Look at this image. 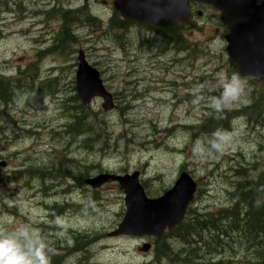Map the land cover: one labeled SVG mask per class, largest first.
<instances>
[{"label": "rangeland", "instance_id": "obj_1", "mask_svg": "<svg viewBox=\"0 0 264 264\" xmlns=\"http://www.w3.org/2000/svg\"><path fill=\"white\" fill-rule=\"evenodd\" d=\"M83 3L89 4L91 13L102 23L95 27L81 25L86 12L82 13L79 23L73 22L72 18V33L77 36V42L67 46L69 38L65 32L62 36V17L56 18L61 9L77 11ZM52 8H56L57 13H48ZM43 9L47 16L34 15ZM197 9L203 15L196 16L194 29L188 27L179 31L191 48L190 52L183 53L174 49L163 52L161 34L165 33L138 26L119 29L118 18L114 27L109 26L114 13L112 0H0V75L16 78L11 79L12 90L7 92L8 103L12 100L11 104L3 107L0 102V157L11 156L10 166L0 169V235L18 228L36 230L53 249L51 256L62 257L60 263L88 264L80 257L66 259L64 251L58 250L59 247L72 246L74 235L66 229L70 228L75 232L90 233V239L97 236L96 245L89 250L94 256L90 263H97L95 259H99L100 264L151 263L156 254V245L161 243H157L153 251L139 254L137 249L142 241L129 238L115 241L104 235L117 225L125 210L123 193L116 185L95 193L105 200L100 208L65 215L55 224L51 217L46 218L43 204H50L52 212L56 214V201L84 205L91 192L87 188V194L82 191L76 193L67 182L73 176L77 177L80 174L78 171L73 176L68 172L65 175L67 181L58 178L56 173H62L65 168L73 172L84 171L86 164L98 163L116 173L138 170L142 172L143 180H149V195L157 197L171 189L185 166V171L203 190L192 206L198 216L213 214L220 208L231 209L233 197L240 200L243 196L239 192L238 182H245L248 178L254 182L264 173V117L255 123L244 118L232 127L234 118L224 115L217 118L213 112L214 118L203 129L205 136H201L196 128L192 132L184 129V126L197 127L201 124L205 114H208L201 112L203 107H206L204 110L211 109L207 100L202 101V105H193L186 100V94L192 95V90L202 84L201 78L213 76L210 75L212 71L206 69V64H210V68L219 67L220 72L229 77L233 73L219 13L208 7L199 6ZM9 10L13 13L8 14L11 13ZM36 22L42 23L41 28L36 27ZM35 39L38 41L35 42ZM51 49L54 50L50 52ZM80 50L101 71L107 90L117 95L118 109L114 112L101 113L100 100L92 105V111L99 115L96 124L101 123L103 129L96 134L100 138L93 152L79 150L77 143L68 146L67 142H61L66 137L61 135L66 130L64 126L74 122L73 116L62 109V99L76 94L73 82ZM19 69H26L25 75L29 78L37 77L36 88L41 84L39 81L44 80L43 94L57 86L56 89L60 91L58 100L56 96H47L44 103H36L34 99L30 101L26 89L19 91L25 76H17ZM241 80L247 86L244 98L247 102L235 108L249 107L255 99L264 97V88L259 83L252 79ZM174 83L178 87H173ZM186 85L191 87L190 90ZM119 107L128 109L121 114ZM234 115L242 117L241 112ZM82 117L88 118L87 115ZM215 120L218 122L213 124ZM17 126L24 129L36 126L35 131L39 135L22 137L14 142L11 138ZM1 129L11 140L8 147ZM165 129L172 131L167 134ZM52 130L60 132L61 137L53 136ZM217 130L228 134L225 150L203 158L194 156V142L199 140L208 147V141ZM26 162L27 166L22 168L21 164ZM63 162L70 164L67 167ZM71 163H78L82 167ZM15 167L23 172L13 175ZM56 169L60 172H56ZM50 180H55V187H50ZM44 192H49L48 196ZM55 192L60 195L49 197ZM52 224L59 228L52 230ZM224 231L233 233L237 238L241 234L231 228ZM221 232L215 237L224 246L207 251L209 258L202 256L205 261L219 257L218 262L225 261V258L234 264H256L255 260L242 261L234 253L235 243ZM178 242V239H174L172 247H182L181 241ZM175 243L178 244L173 245Z\"/></svg>", "mask_w": 264, "mask_h": 264}, {"label": "water", "instance_id": "obj_2", "mask_svg": "<svg viewBox=\"0 0 264 264\" xmlns=\"http://www.w3.org/2000/svg\"><path fill=\"white\" fill-rule=\"evenodd\" d=\"M195 2L212 6L222 13L221 22L228 30L227 52L238 65L239 74L264 82V0H115L114 7L127 20L163 27L189 22L191 3ZM77 80L78 92L85 104L99 96L107 101L105 109L113 108L100 74L88 65L83 53ZM117 180L128 194L126 223L136 215L135 225L121 226L124 233L130 228V233L138 234L144 227L154 230L149 235L161 236L167 228L182 225L195 192L193 183L181 180L163 198L148 200L136 178Z\"/></svg>", "mask_w": 264, "mask_h": 264}, {"label": "trees", "instance_id": "obj_3", "mask_svg": "<svg viewBox=\"0 0 264 264\" xmlns=\"http://www.w3.org/2000/svg\"><path fill=\"white\" fill-rule=\"evenodd\" d=\"M59 17H62L63 20L62 36H63V32H66L67 37L69 38V42L66 45L70 46L71 45L70 43L75 42L74 36L71 34L72 25H73L71 23L79 22L80 20L77 18L76 13H73L71 11L60 12ZM72 18H74L73 22H71ZM88 21L89 20H87L86 22ZM115 22H116L115 20L112 21L111 25L114 26ZM127 24L130 23L121 21L119 27L125 28ZM176 43H178L181 48L183 41L180 38V40ZM5 87L6 86L2 85V90L0 89V95H1L0 99L4 101V104L8 103V97H9V95H7L8 90H6ZM262 101L264 102V98L262 99ZM259 106L260 104L257 105V107ZM213 118L214 116L211 115L208 122ZM81 120L82 118L79 119V117H76L74 119V122L68 127L69 135L72 133L78 136L77 133H80L79 131H81V127L79 126ZM217 122L218 120H215L212 123L215 124ZM207 124L208 123H206V125ZM90 130L91 129L89 128H85V133H88ZM259 180H261L260 183L256 184V186L258 187V192L256 191L257 193L252 192L251 188L247 189L241 186L238 188L239 192L243 194V196L240 197V203L237 204L235 207H233L231 210L227 211V213L224 214V212H220V213L205 215L206 216L205 218L208 219L206 220L207 222H202L199 216H195V217L191 216L189 220L184 224V226L177 229V231L180 233L179 235L182 238L181 239L182 247H179V245H177L176 247V251L182 253L183 258L181 260H179L178 253H175L174 248L171 246L168 249L162 248L163 250L160 252L155 262L159 263L161 259H165L167 263L169 261L172 262V263L169 262L170 264H197L194 263L193 260L196 259L198 260L199 256L202 255L203 251H205L206 249L210 250L211 247L209 246L211 242L212 245L219 242V239L215 237V234H217L221 230H224L225 228L227 229L232 228L236 230V232L241 233L242 227L246 225L247 227L250 228V231L248 232L249 239L251 241L256 240V242L258 243V250L256 251L257 252L256 260L258 264H264V201H263L264 179L263 177H261ZM208 221L211 222L217 221V226L213 224L212 226L204 227V224L208 223ZM190 234L191 237H187V235ZM204 235L208 237V239H206ZM194 237L195 238L198 237L200 239V244L203 245V247L198 248L199 246H196L197 248L195 249L194 253L184 254V250L187 248V245L190 248L196 245V242L192 241ZM203 238L206 240H204ZM56 260H58V258L50 257V264H54V263L56 264L57 262ZM178 260L179 262H176ZM216 264H223V263H216Z\"/></svg>", "mask_w": 264, "mask_h": 264}, {"label": "clouds", "instance_id": "obj_4", "mask_svg": "<svg viewBox=\"0 0 264 264\" xmlns=\"http://www.w3.org/2000/svg\"><path fill=\"white\" fill-rule=\"evenodd\" d=\"M246 84L233 74L227 76L224 72L217 73L214 82L197 85L193 90V105H199L207 100L208 107L221 118L226 110H232L240 103H246ZM218 93V95H211ZM227 133L217 130L205 147L197 140L193 145L194 156L203 158L213 152H223L226 148ZM53 249L41 238L36 230L18 228L11 233L0 235V264H50Z\"/></svg>", "mask_w": 264, "mask_h": 264}, {"label": "bare ground", "instance_id": "obj_5", "mask_svg": "<svg viewBox=\"0 0 264 264\" xmlns=\"http://www.w3.org/2000/svg\"><path fill=\"white\" fill-rule=\"evenodd\" d=\"M62 11H64L63 9H61L60 10V12H62ZM54 13H57L56 12V10L54 9ZM80 13L78 12V15H79ZM25 24V23H24ZM65 35L67 36V34H66V32H65ZM0 97H1V95H0ZM6 105H8V103H6V104H3V107H6ZM1 111V110H0ZM72 123H70L67 127H66V125L64 126L65 128H66V130L64 131V133L63 134H61V135H66V136H68L69 134H68V127L71 125ZM68 164H70V163H68ZM68 164H65V166H67L68 167ZM71 164H73V165H76V166H78V167H82L80 164H78V163H71ZM68 177V176H67ZM261 177H263V179H264V173L262 174V175H259V177H258V179H255L254 180V182L253 181H251L249 178L245 181V182H242V181H239L238 182V188L241 186V187H243V188H247V189H250L251 188V190H252V192H258V187L256 186V184L257 183H260V181L261 180H259ZM246 184H248V186L246 185ZM256 192V193H257ZM263 196H264V191H263ZM233 201H234V205H232L231 206V209L233 208V207H235L237 204H239L240 203V200L238 199V198H234L233 197ZM231 209H228V210H223V212H224V214L225 213H227V211H229V210H231ZM200 217V219H201V221L202 222H207L206 220H208V219H206L205 217L206 216H199ZM239 223H240V221H239ZM244 223H246V222H244ZM213 224H215L216 226H217V221H215V222H211V221H208V223H206V224H204V227H208V226H212ZM242 224V223H241ZM234 226V225H233ZM243 228V227H242ZM232 229V228H231ZM232 230H234V229H232ZM236 231V230H235ZM241 231H242V229H241ZM204 239V238H203ZM204 240H206V239H204ZM181 241V243H182V240L180 239L179 240V242ZM192 241H195L196 242V245H194V246H192L191 248L187 245V248L184 250V254H186V253H194L195 252V249L197 248L196 246H199L198 248H202L203 247V245H201L200 244V239L197 237V238H193V240ZM178 242V243H179ZM178 243H175V244H173V245H176V244H178ZM221 243V241L219 240V242L218 243H216V244H213L212 245V242L210 243V246L209 247H211V249H214V248H216V247H222V246H224V243L221 245L220 244ZM228 243H231V241H229ZM182 245V244H181ZM176 247H177V245L175 246V248H174V250H175V253H178V256H179V260H181L182 258H183V256H182V253L181 252H178V251H176ZM207 251H209V249H206L205 251H203V254L202 255H200L199 256V258H198V260L196 259V260H193V262L194 263H197V264H208V263H210V264H216V263H223V264H234V262L233 261H231V260H227V259H225L224 258V260L225 261H221V262H218L219 260H220V258L219 257H217V258H213V259H211V261H205L204 259H203V255H206L207 256ZM215 255L216 254H214L213 256L215 257ZM51 256V255H50ZM52 257V256H51ZM60 256L59 255H57L56 256V258H59ZM208 257V256H207ZM52 258H54V257H52ZM209 258V257H208ZM179 260L178 261H176V262H179ZM255 261H256V264H258V262H257V260L256 259H254ZM170 262V261H169ZM167 263L166 262V260L165 259H161L160 261H159V263H154V264H170V263H172V262H170V263ZM175 262V263H176ZM240 264H242L241 262H240Z\"/></svg>", "mask_w": 264, "mask_h": 264}]
</instances>
